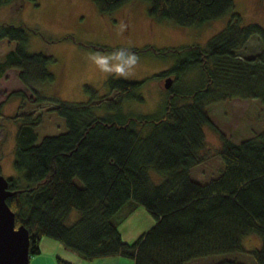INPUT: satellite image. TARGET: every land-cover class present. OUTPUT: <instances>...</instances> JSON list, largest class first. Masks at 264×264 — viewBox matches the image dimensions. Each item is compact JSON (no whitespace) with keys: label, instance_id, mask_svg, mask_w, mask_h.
<instances>
[{"label":"trees","instance_id":"16d2710c","mask_svg":"<svg viewBox=\"0 0 264 264\" xmlns=\"http://www.w3.org/2000/svg\"><path fill=\"white\" fill-rule=\"evenodd\" d=\"M91 1L107 15L137 0ZM143 1L152 21L165 19L181 27L224 17L228 21L205 46L137 50L173 58L168 70L154 76L173 80L157 112H122V101L144 102V81L107 78V93L101 98L47 107L46 112L64 120V133L39 141L43 114L13 118L19 122L12 161L16 176L7 179L12 195L6 203L15 227L28 231L29 259L40 253L39 242L47 238L85 261L191 264L219 257L210 264H245L234 257L239 253L251 264H264V130L234 143L208 112V107L232 100L264 105V29L244 23L234 0ZM4 5L18 7L17 0H0V7ZM30 31L37 33L24 25H0V42L15 43L0 60V79L8 70H18L34 103L47 105L36 85L53 82L55 59L27 52ZM253 36L260 39L262 52L242 57ZM10 96L24 98V93ZM1 109L2 104L0 116ZM205 128L221 142L217 155L223 168L220 175L218 171L214 177L217 172L212 171L213 178L199 181L191 171L207 158ZM126 204L142 206L155 220L131 243L122 240L116 221ZM248 235L262 239L259 248L245 250L243 239ZM56 262L70 264L61 258Z\"/></svg>","mask_w":264,"mask_h":264},{"label":"rangeland","instance_id":"374dc122","mask_svg":"<svg viewBox=\"0 0 264 264\" xmlns=\"http://www.w3.org/2000/svg\"><path fill=\"white\" fill-rule=\"evenodd\" d=\"M235 12L244 23H256L264 29V2L262 0H234ZM18 7H0V25H24L29 30H37L28 35L27 52L43 53L55 59L51 71L53 82L38 83L37 89L45 97L47 105L35 104L34 96L18 79L19 71L12 69L0 79V175L9 179L16 176L13 169V149L15 131L19 122L14 117L30 114L42 115V123L37 127L38 140L47 135H57L66 131L64 120L54 113L46 112L47 107L57 104L76 106L86 104L92 97L101 98L107 90L103 74L91 69L86 62V54L93 51L110 52L115 47L131 46L140 62L133 75L121 78L129 81H144L140 91L143 103L122 101V112L130 114H150L157 112L166 99L164 78L154 76L168 70L173 65L170 55L157 56L149 52H137L147 47L154 49H180L189 45L205 46L207 40L223 27L228 17L193 27H181L169 20L149 19L148 5L143 0L127 4L107 15H101L91 0H17ZM121 26L124 30L121 31ZM15 43L0 42V60L13 50ZM262 44L253 36L240 53L242 57L257 56L262 52ZM88 87V88H87ZM23 91L24 98L11 97L14 91ZM96 103V102H95ZM93 103V104H95ZM211 121L232 142L252 138L264 130V105L259 101L232 100L208 107ZM99 116L104 114L98 110ZM205 162L191 172L193 179L204 174L212 176L222 164L218 158L221 142L215 132L204 129ZM209 178V177H208ZM207 178V179H208ZM199 180V181H206ZM118 229L126 243L136 241L155 224L154 218L140 205L126 204L116 215ZM262 239L248 235L243 239L246 251L259 248ZM68 260L78 264H93L103 259L85 261L69 250ZM229 257V256H227ZM237 261L251 264L249 259L236 253ZM79 258V259H78ZM219 257L207 258L191 264H210ZM67 261L70 264L71 262ZM123 260V259H122ZM127 261V260H125ZM56 263V261H54ZM58 264V263H56Z\"/></svg>","mask_w":264,"mask_h":264},{"label":"water","instance_id":"95a60500","mask_svg":"<svg viewBox=\"0 0 264 264\" xmlns=\"http://www.w3.org/2000/svg\"><path fill=\"white\" fill-rule=\"evenodd\" d=\"M172 82L166 78L164 88ZM11 195L7 179L0 175V264H29V234L23 226L15 227V216L6 203Z\"/></svg>","mask_w":264,"mask_h":264},{"label":"clouds","instance_id":"9594fccd","mask_svg":"<svg viewBox=\"0 0 264 264\" xmlns=\"http://www.w3.org/2000/svg\"><path fill=\"white\" fill-rule=\"evenodd\" d=\"M124 27L121 26V31ZM86 62L91 69L101 73L105 78H128L133 75L140 57L132 51L131 46H119L110 52L93 51L86 54Z\"/></svg>","mask_w":264,"mask_h":264},{"label":"crops","instance_id":"0c3cea01","mask_svg":"<svg viewBox=\"0 0 264 264\" xmlns=\"http://www.w3.org/2000/svg\"><path fill=\"white\" fill-rule=\"evenodd\" d=\"M8 71H10V70H8ZM194 169L192 170L193 175H194V171H195ZM218 171L219 170H216L217 173L213 174L214 177H216L218 175ZM202 176L204 177L207 175L204 174ZM208 176H209V178L207 180H209L211 178L210 174ZM213 176H212V178H213ZM203 177L199 178L198 180H202ZM120 234H121V232H120ZM121 237H122V234H121ZM39 250H40L39 254H37V255H35L29 259V264H56L57 262L56 263L54 262V261H56V258H61L63 260L69 259V257H66L68 255L66 252L67 251L66 249H64L56 241H52V240L47 239V238H42L40 240ZM72 255H75V254L73 253ZM68 261L73 263V264H78V263H75L71 260H68ZM93 264H132V263L128 260L125 261V260L118 259V258H105V260H99V261L93 262Z\"/></svg>","mask_w":264,"mask_h":264},{"label":"flooded vegetation","instance_id":"af4514ba","mask_svg":"<svg viewBox=\"0 0 264 264\" xmlns=\"http://www.w3.org/2000/svg\"><path fill=\"white\" fill-rule=\"evenodd\" d=\"M264 2V0H262Z\"/></svg>","mask_w":264,"mask_h":264}]
</instances>
